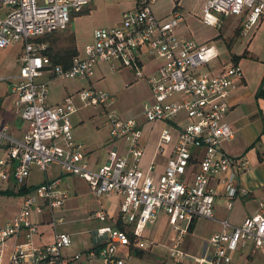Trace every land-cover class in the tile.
<instances>
[{
	"label": "built area",
	"instance_id": "2783aa9c",
	"mask_svg": "<svg viewBox=\"0 0 264 264\" xmlns=\"http://www.w3.org/2000/svg\"><path fill=\"white\" fill-rule=\"evenodd\" d=\"M89 1L0 0V47L16 41L22 44L18 71L10 76V110L24 124L23 133L17 136L0 117V182L11 181L21 194L17 213L0 225V264H84L97 259L102 264H125L127 251L119 247H138L144 227L159 213L166 215L172 232L168 255L181 262L189 257L181 242L192 221L214 218L217 184L224 187L228 208L235 198L248 195L239 179L247 167L245 157L231 155L223 147L234 136L224 118L241 67L231 63L215 73L200 71L219 56L217 48L210 42L177 37L173 30L180 23V9L175 7L166 19L157 17L152 6L158 0H136L134 7L121 12L118 24L94 28L91 40L68 63L54 62L45 52L46 41L39 38L64 30L71 15ZM202 10L201 20L206 24L219 28V15L233 14L247 31L264 18V0H206ZM140 50L154 58L153 70L145 71ZM104 61L112 69L128 67L135 78H145L151 99L144 102L142 114L147 121L167 124L157 150L172 139L174 143L156 179L140 166V122L112 107V93L90 85L60 102H49L51 78H89L95 65ZM75 98L82 104L102 107L109 136L122 141L124 151L113 147L105 162L89 165L83 145L72 131L70 116L81 107ZM51 164L86 180L97 195L117 193L120 202L116 221L123 227L112 222L102 224L91 231L92 245L66 254L71 235L56 230V225L64 221L59 210L70 193L61 186L59 177L47 176ZM33 166L45 171L46 178L29 184ZM33 214L38 217L33 218ZM93 216L101 221L108 219L102 210L93 212ZM42 220L53 230V239L37 244L34 237ZM219 222L220 229L208 237V252L191 256L195 264H238L233 254L240 250L264 255V199L259 201V211L240 224L233 225L226 218ZM18 237L6 252V242Z\"/></svg>",
	"mask_w": 264,
	"mask_h": 264
},
{
	"label": "rangeland",
	"instance_id": "374dc122",
	"mask_svg": "<svg viewBox=\"0 0 264 264\" xmlns=\"http://www.w3.org/2000/svg\"><path fill=\"white\" fill-rule=\"evenodd\" d=\"M133 0H90L85 7L71 15V19L64 30L56 31L52 35L46 36L47 43H54L57 48H65L75 45L82 47L83 44L91 39L92 30L96 27H106L114 25L120 18L123 9L130 7ZM206 0H179L181 4L180 26L179 32L192 40L197 42H203L210 38V43L215 45L219 52V57L211 60L208 65L217 66L219 64V58L224 63L231 59V53H242L246 48L245 55H243L238 62L241 65L243 73L248 81L249 86L252 88L258 84V80L261 78L264 71V21L257 26H253L244 33H241L240 25H236L237 17L233 14L219 15L221 27H215L204 23L201 20L203 10L201 6ZM170 0H158L154 5L155 11L160 14H165V11L170 8ZM89 8L87 11H85ZM239 28V29H238ZM220 34L219 36H217ZM22 44L20 41L12 42L5 47H0V116L3 118L9 116L8 112L11 106L12 95L10 93V85L12 79L11 75L18 71V53ZM208 66V67H209ZM208 67H202L201 70L206 71ZM99 73L89 78L76 77V78H60L53 77L49 82V99L57 100L67 92H71L81 86L88 87L89 79L93 80L97 86L109 91L114 96V103L112 105L120 114L124 116H136L140 123L144 126H153L156 121H147L143 114L144 102L148 99V84L145 78L135 79L133 83L126 84L128 79L132 77L127 68H121L117 70H111L105 68L103 71V77L98 81H95V77ZM76 103L81 107L73 113L70 118L72 122V131L77 138L89 139L88 135L105 136L106 127L102 124L105 116L100 112L101 106H92L91 104H82V102L75 98ZM256 108L261 110L260 103L254 104ZM79 118H82L83 125L78 122ZM264 121V109L261 112V120ZM164 123V122H163ZM99 124V126L97 125ZM98 152L100 157L105 156V147L101 146L94 149ZM47 172L49 178H54L59 175L62 170L57 164H51ZM46 178V172L40 170L38 167L33 166L30 175L28 176V182H40ZM62 182L68 184L71 191V197L78 194V200L80 196L85 199H91L92 212L99 209L106 201V193L103 192L99 195L95 194L88 185V182L83 178H80L73 174L61 173ZM79 180L82 181L79 182ZM81 191V194H80ZM84 193V194H83ZM1 195H4L0 193ZM7 202L10 204H16L21 199L19 193H8L4 195ZM2 200L0 199V206ZM63 208V207H62ZM62 208L59 210L61 211ZM105 211V209H104ZM33 218L38 217L32 215ZM65 218L62 223L56 225L57 229L65 227ZM109 220L101 221L98 218L91 216L89 219H81L76 221V228L83 230V233L74 235L76 237H85L86 232L92 231L97 226L105 224ZM216 222L213 219L199 218L196 221V227L193 233H189L184 238V248L190 253L199 255L202 254L207 247V240L209 235L216 229ZM153 230L158 232L162 236L167 234L169 226H165L163 221L159 219L154 225ZM152 238L158 239L156 235H152ZM162 238V237H161ZM165 241V239H161ZM153 248V249H152ZM136 249V248H135ZM132 249L130 255L125 260L126 264H183L176 262L166 253L165 247L160 244L158 246H151L148 248H137L141 251ZM257 258L263 257L261 254L256 255ZM251 259H248L246 264H250ZM184 264H192L191 261ZM257 264H262L258 261Z\"/></svg>",
	"mask_w": 264,
	"mask_h": 264
},
{
	"label": "crops",
	"instance_id": "0c3cea01",
	"mask_svg": "<svg viewBox=\"0 0 264 264\" xmlns=\"http://www.w3.org/2000/svg\"><path fill=\"white\" fill-rule=\"evenodd\" d=\"M171 6L165 11V14H158L155 9L154 5L157 3V1L153 4L152 10L155 13L157 17L166 19L171 16V13L175 7L180 9L181 12V4L179 0H170ZM132 5L128 8H132L135 6L136 0L132 1ZM205 1L203 2L201 6V10L203 8ZM89 8H87L85 11H87ZM123 9V10H125ZM182 16V13H181ZM120 20V18H119ZM119 20L115 22V24L119 23ZM236 25L239 24V18L237 17ZM264 21V18H262L257 25H260ZM114 24V25H115ZM240 25V24H239ZM254 25V26H257ZM180 26L177 25V27L174 28L173 32L177 37H185L183 36L178 28ZM221 27V26H220ZM219 27V28H220ZM241 29V33H244L245 31L242 30L241 25L239 27ZM238 28V29H239ZM252 28V27H251ZM93 31V30H92ZM219 36V34L217 35ZM92 37V34H91ZM187 38V37H185ZM91 40V39H90ZM89 40V41H90ZM195 41V40H194ZM210 41L209 39H206L203 42H197L196 43H205ZM88 42V41H87ZM86 43V42H85ZM84 43V44H85ZM83 44V45H84ZM83 47V46H82ZM82 47H77L78 52L81 51ZM248 51V50H247ZM141 57L143 58V65L146 72H149L153 70L154 68V58L150 55H148L146 52L140 50ZM219 57V56H218ZM217 57V58H218ZM241 59V58H240ZM234 61V59H230L224 63V61H221L219 58V64L217 66H214L213 64L209 66L208 64L204 65L203 67H208V70L203 71L200 68V71L202 72H210L215 73L219 71L222 67L227 66L231 63H235L239 65V61ZM241 67V65H239ZM111 69V70H117L124 67H117L115 69L111 68L110 63L104 61L99 62L94 67V73L93 76L96 73H99L95 77V81H98L100 78L103 77V71L104 69ZM129 70L132 77H130L126 84L133 83L132 79H139L135 78L132 69L125 67ZM264 73V71H263ZM92 77V76H91ZM264 74H262L261 78L258 80V84L254 85V87H250L248 84V81L243 73L242 67H241V76L240 78L236 79V86L232 90L230 97H229V107L225 113V121L228 122V124L233 128L234 130V136L233 138L225 141L223 143V147L225 151L231 155L236 156H244L247 161V167L243 172L240 174L239 179L241 184L248 190V195L245 197H237L234 199L232 206L228 208L226 206L225 198H224V187L221 183L217 184V194L215 196V202H214V218L213 220L216 222L217 228L213 231L220 229V220L222 219H228L230 223L233 225L240 224L245 217L250 216L256 212L259 211V201L264 199V121L261 120V112L264 109V93L259 92L260 88H263L264 82H263ZM50 82V81H49ZM147 82V81H146ZM148 84V82H147ZM93 85L96 87H99L94 83L93 80L89 79V85ZM83 87V86H81ZM79 87V88H81ZM77 88V89H79ZM100 88V87H99ZM77 89H74L71 92H67L64 95H62L57 100H50V103H57L60 102L66 95L73 94ZM148 99H151V93L150 88L148 85ZM146 100V101H147ZM260 103L261 110L256 108L254 104ZM86 105V104H85ZM90 105V104H88ZM92 106H96L95 104H91ZM99 106V105H98ZM9 116L3 117V120L6 121L10 127L11 132L17 136H20L23 133L24 130V124L16 118L11 110L7 111ZM102 114V109L100 111ZM104 115V114H103ZM122 115V114H121ZM124 116V115H122ZM130 116V115H129ZM1 117V116H0ZM133 117L136 118V116L133 115ZM83 119L79 118L78 122L80 125H83ZM139 121V120H138ZM153 126H144L142 123H140V127L142 129V143H143V155L141 158L140 166L145 174H151L155 177V179L158 177V175L164 170V166L167 160L168 155L171 152V147L174 143V140L168 144L163 145V149L158 151L157 150V144L160 138L161 131L164 127L167 126L166 123H163V121H156L154 122ZM106 127L105 136H95L88 135L87 140L83 138H77L78 136H74L77 141H79L83 145V149L85 152V158L88 161L90 166H96L98 164H101L106 161L107 154L109 149L113 147H117L119 151H124V143L119 140L111 139L108 133V127L103 121L102 123ZM99 126V124H97ZM173 136H175V130L173 128L170 129ZM174 138V137H173ZM104 146L105 147V156L104 158L100 157L98 152H95L94 149H97L98 147ZM261 156V157H260ZM153 163V167L149 168V166ZM49 173V172H48ZM61 173L57 175L56 177H59L61 179V186L63 188H66L69 190V197L67 198L63 208L61 211H59V214H61L64 218V216H67L65 218V227L60 229L61 231H67L71 235V244L67 248L64 249V252L66 254H73L78 251H81L90 245L93 244V235L91 230L86 232L85 237H76L74 238V235L78 233H83V230H78L76 228V221L81 219H89L91 216H93V208L92 207V201L91 199H85L80 196V200H78V194H76L73 197H71V191L68 187V184L62 182ZM67 174V173H64ZM55 178V177H54ZM28 181V180H27ZM79 182L82 183L81 180ZM29 184H34L37 182H28ZM0 193L8 195V193H18L14 188L12 187L11 181H5L0 182ZM106 193V201L102 205L101 208L94 210H102L107 214L109 222H112L113 225L116 226V220L119 215V202L120 197L117 193H114L112 191L105 192ZM19 194V193H18ZM81 194V191H80ZM84 194V193H83ZM4 195H1L0 199L2 200L1 206H0V225L3 224L6 220L12 218L18 211L21 199H19L16 204H10L7 202V199H5ZM94 217V216H93ZM36 218V217H35ZM96 218V217H95ZM201 218V217H199ZM199 218H195L192 223L193 227L192 229L188 231L187 234L193 233L195 227H196V221ZM161 219L163 221V224L165 226V223L167 226V217L164 213H159L156 220L153 223L147 224L142 232V236L139 237V246L134 247L131 244L129 245V248L124 246H120L119 249L122 252L127 251V255H130V251L132 249L137 248H148L151 246H158L162 244L165 249L166 253L168 254V247L171 243L172 238V232L170 230L167 231V234L162 236L160 233L153 230V225ZM119 222V221H118ZM100 226V225H99ZM98 227V226H97ZM96 227V228H97ZM118 227V226H116ZM56 230H59L56 228ZM94 230V229H93ZM185 234V236L187 235ZM152 235H156L159 238H152ZM184 236V238H185ZM162 237V238H161ZM184 238L181 242V248L183 251H185L189 257H185L181 263H185L191 261L192 264H195L192 257H198L201 255H204L208 252V240H207V247H205V250L202 254L196 255L193 253H190L188 250L184 248ZM18 238H11L9 239L5 244L6 252L10 250V248L14 245V243L17 241ZM53 239V230L49 226L47 222L44 220L41 221L39 225V231L34 237V242L37 244H46L51 242ZM161 239H165V241H161ZM153 249V248H152ZM141 251V249L137 250ZM257 254H251L248 253V251L240 250L233 254L234 262L238 264H246L248 259L250 261V264H257L258 261L262 262L264 264V255L263 257H256ZM169 256V255H168ZM84 264H102L100 259L97 260H91V261H85ZM126 264V263H125Z\"/></svg>",
	"mask_w": 264,
	"mask_h": 264
},
{
	"label": "trees",
	"instance_id": "16d2710c",
	"mask_svg": "<svg viewBox=\"0 0 264 264\" xmlns=\"http://www.w3.org/2000/svg\"><path fill=\"white\" fill-rule=\"evenodd\" d=\"M52 34L53 33H50L48 35H52ZM48 35H46V36H48ZM46 36L39 38V40L40 41H46V39H47ZM246 51H247V49L245 48L241 54L240 53H231V58L234 59V61H238L243 55L246 54L245 53ZM45 52L48 53L52 57L54 62H60V63L66 64L69 62V60L74 55H76L78 53V50H77L75 45H72L70 47H65V48H57L54 43H52V42L47 43L46 42ZM263 82H264V78H263ZM259 92H260V94L264 93L263 88H260ZM116 226H118L120 228L123 227L122 224L118 221L116 222ZM192 227H193V223H191L189 229L191 230ZM130 238L133 239L134 236L131 234ZM135 250H138V249H135Z\"/></svg>",
	"mask_w": 264,
	"mask_h": 264
}]
</instances>
